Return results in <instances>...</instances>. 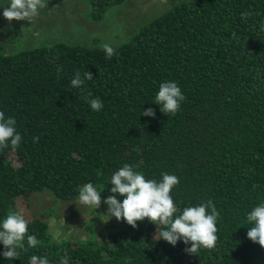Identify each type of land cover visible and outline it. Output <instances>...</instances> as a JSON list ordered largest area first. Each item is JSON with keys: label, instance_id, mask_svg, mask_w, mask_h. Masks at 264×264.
I'll return each instance as SVG.
<instances>
[{"label": "trees", "instance_id": "1", "mask_svg": "<svg viewBox=\"0 0 264 264\" xmlns=\"http://www.w3.org/2000/svg\"><path fill=\"white\" fill-rule=\"evenodd\" d=\"M125 1L88 0L89 15L102 20ZM245 11L253 14L243 19ZM262 22L264 0H185L141 26L111 59L102 47L65 41L0 52V111L22 136L15 151H0V221L18 211L19 198L42 191L72 201L91 182L108 197L125 163L148 179L176 175L178 210L211 199L220 213L216 247L198 255L184 251L190 243L158 239L147 218L136 228L121 219L95 237L58 241L34 215L28 234L39 245L25 239L20 257L7 260L0 242V264H30L33 255L50 264L63 255L69 264H264V248L247 237V213L264 202ZM86 71L93 79L74 88L75 73ZM166 81L186 97L175 115L154 103ZM89 92L103 102L100 111L84 99ZM149 107L155 117L141 114Z\"/></svg>", "mask_w": 264, "mask_h": 264}, {"label": "clouds", "instance_id": "2", "mask_svg": "<svg viewBox=\"0 0 264 264\" xmlns=\"http://www.w3.org/2000/svg\"><path fill=\"white\" fill-rule=\"evenodd\" d=\"M7 7H4L3 17L9 22L29 21L36 19L40 10L48 8V0H9ZM253 13L245 11L241 13L243 19H247ZM264 30V22L261 24ZM231 37L235 38L236 33L232 32ZM102 48L105 58L111 59L116 53L113 46L104 43ZM62 68H57V74ZM91 72H76L71 84L74 88H81L85 80H92ZM87 93L84 99L93 111H100L103 102L99 97L91 98ZM186 97L175 81H166L160 84L155 95L154 103L160 105L161 112L175 115ZM145 116L155 117V110L151 107L143 109ZM22 141L21 134L16 129V120L13 117L5 116L0 111V151L11 148L15 151ZM39 141L34 137L33 142ZM138 166L125 163L119 170L115 171L110 178V194L104 199L108 205L107 216L109 219L115 217L117 221L123 219L133 228H136L137 221L147 218L157 226L156 237L163 238L169 244L175 246L178 241H183L186 247L184 251L189 255H198L201 248L214 249L218 241L217 220L220 213L211 199L201 202L195 206H187L178 210L171 190L179 183V178L174 174L162 173V179H148L145 175L136 170ZM115 194L123 196L121 201ZM101 191H98L93 183L88 182L79 188V195L76 204L99 208L101 205ZM179 212V214H178ZM247 221L251 227L247 231V237L264 248V202L256 205L247 213ZM28 220L23 210L9 211L6 217L0 221V242L4 245L2 255L7 260L19 258L21 251L25 250V239L28 247L36 248L40 241L35 235L28 234ZM30 264H50L47 255L40 257L33 255ZM59 264H69V257L63 255L59 258Z\"/></svg>", "mask_w": 264, "mask_h": 264}, {"label": "rangeland", "instance_id": "3", "mask_svg": "<svg viewBox=\"0 0 264 264\" xmlns=\"http://www.w3.org/2000/svg\"><path fill=\"white\" fill-rule=\"evenodd\" d=\"M181 1L185 0H126L96 21L89 15L88 0H48V8L41 9L32 22H9L3 17L4 7L10 6L9 0H0V52L16 53L56 41L97 47L108 43L116 48L152 18ZM94 186L101 191L102 197L97 209L76 204L77 198L61 201L51 192L42 191L29 200L19 198L17 210H23L26 219L34 215L46 218L58 241L86 240L95 237L100 230H115L123 223L114 216L109 219L106 215L108 205L103 202L107 197L102 195L101 187Z\"/></svg>", "mask_w": 264, "mask_h": 264}]
</instances>
